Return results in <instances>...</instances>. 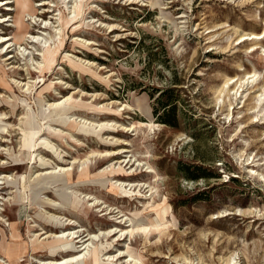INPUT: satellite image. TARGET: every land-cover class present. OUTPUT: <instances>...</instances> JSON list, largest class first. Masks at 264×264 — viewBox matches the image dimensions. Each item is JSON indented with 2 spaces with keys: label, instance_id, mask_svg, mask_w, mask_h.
Masks as SVG:
<instances>
[{
  "label": "rangeland",
  "instance_id": "1",
  "mask_svg": "<svg viewBox=\"0 0 264 264\" xmlns=\"http://www.w3.org/2000/svg\"><path fill=\"white\" fill-rule=\"evenodd\" d=\"M29 1L0 0V238L75 246L20 264L90 242L98 264H264V113L220 93L264 84V40L239 43L264 31V0Z\"/></svg>",
  "mask_w": 264,
  "mask_h": 264
},
{
  "label": "bare ground",
  "instance_id": "2",
  "mask_svg": "<svg viewBox=\"0 0 264 264\" xmlns=\"http://www.w3.org/2000/svg\"><path fill=\"white\" fill-rule=\"evenodd\" d=\"M7 2H9L10 0H6ZM21 1L20 4L22 6L21 9H23L24 7H28L30 6V1L29 0H19ZM66 4V3H65ZM82 4V3H80ZM156 4H159L158 1L156 2ZM24 6V7H23ZM165 9V8H163ZM167 9V8H166ZM76 12L75 6L73 7V13ZM77 15V14H75ZM181 17H184V15H182ZM264 27V26H263ZM15 38V37H14ZM1 39V37H0ZM36 39L38 41H41L40 43H43L44 45L47 44V39L45 37H43L40 40V36L36 37ZM11 40V39H10ZM262 40H264V31L261 33H250V34H246L243 35L239 38V43H245L246 41H254L253 43V51H257V49L259 48V44L262 42ZM15 41V39H14ZM11 45L9 44L8 47H10ZM49 53L51 54V56L47 58L48 61L53 62L54 61V55H52L51 52H53V50H49ZM3 51V49L1 50ZM26 51V49H25ZM263 54L264 55V48H263ZM260 52V51H259ZM34 60L32 57L30 58V61ZM238 66V65H237ZM246 74V73H245ZM260 74L259 73H254V74H246L245 77L243 78H236L231 77V78H226L227 80L225 81V83H223L224 85L222 86V88L220 89V93L223 94L225 93L226 96H230L231 94L234 95V98L237 99L238 97L243 96L244 91H250L249 96L246 95V101H249L253 98L256 99L254 105L251 107V109H254V112L256 113L255 117H258L259 114L264 113V84L261 85V81H260ZM17 82V81H16ZM263 82V81H262ZM18 83V82H17ZM19 85L22 86V84L19 82ZM18 85V86H19ZM26 84H23V86H25ZM20 86V87H21ZM50 86V85H49ZM258 86H262L260 89V92H258L256 94L255 97L252 96V93L256 92V89ZM246 87V88H245ZM47 88V87H46ZM237 88V90L235 91V89ZM29 89V87L27 88ZM255 90V91H254ZM248 93V92H247ZM219 98V97H218ZM137 100V99H136ZM76 101V100H75ZM79 101V100H77ZM238 102V101H237ZM236 102V103H237ZM142 103V102H141ZM85 104V103H84ZM143 104V103H142ZM246 105V104H245ZM245 105H241L242 108ZM80 106V105H79ZM109 107V106H108ZM143 107V106H142ZM238 108V107H237ZM149 109V108H148ZM141 111V110H140ZM144 111V110H143ZM244 113V112H243ZM249 113V112H248ZM232 114V113H231ZM230 115V114H229ZM264 115V114H263ZM243 117V116H242ZM248 118V117H247ZM252 123V122H251ZM256 123V122H255ZM91 122H88L86 119L85 120H81L78 122H73L72 126L76 127V125H82V126H86V125H90ZM93 125V124H92ZM100 124H98L97 126H99ZM107 125V124H106ZM243 125V124H242ZM253 125V124H252ZM26 126L30 127V128H34L37 127L38 124L35 123L34 118H29L26 122ZM102 125H100L101 127ZM152 126V125H151ZM245 126V125H244ZM154 129V128H153ZM246 129V128H245ZM258 139V138H257ZM260 140V139H259ZM116 154V153H114ZM246 155V153L244 154ZM98 156H102L104 157H109L110 155L108 153L102 154V153H97L95 154V158ZM90 159H88L87 162H83L82 163V170L79 173L80 177L82 178L83 176L88 175V171L91 169L92 165L89 162ZM254 162V160L252 161V163ZM256 164H254L255 166ZM114 165H112V167L106 168L104 170V174L108 175V174H113L115 172H119L122 171V168L119 169H115L113 168ZM70 168L67 169H63V171H66L69 178H71L72 176V172L69 171ZM251 171L253 172V174L261 177V173H258V171H254V169H251ZM149 172H152V170H149ZM256 176V177H257ZM106 177V176H105ZM254 177V176H253ZM264 178V176H262ZM107 182V181H106ZM118 182V181H116ZM121 182V181H120ZM113 187H115L116 189H118L117 191H119L120 194H122V197H127L129 194H131L132 190H128L126 189V185H124L123 182L121 183H116V185H114ZM134 192V191H133ZM76 202L80 203L81 200H79V198L76 197ZM12 205V204H11ZM160 212V211H159ZM167 212V210H166ZM164 215V214H163ZM161 217V216H160ZM163 219V217H162ZM161 220V219H160ZM131 222L134 224L133 229L130 231V234H132L135 230H139L142 229L144 231L148 230V227H138L137 221H135L134 219H131ZM161 222V221H160ZM163 224V223H162ZM162 226V225H161ZM12 239L7 240L6 236H2V238H0V257L5 259L7 258V260H9V264H20V262H23L20 260V258L23 257L24 254H26L27 252H29V249L32 250L33 253L41 250V249H47L48 252V257L50 258H54L55 256H57L61 251H64L67 248H71L75 246L74 242H69L68 238L71 234H69L68 236H65V234H61V235H53L51 236V240L49 238H44V239H40L41 235L40 234H34L32 239H31V244H29L28 242H15V238L18 235L16 228L17 226L12 225ZM152 227V226H151ZM166 227V226H165ZM161 230V229H160ZM159 230V231H160ZM75 232L72 233V235H74ZM8 236V235H7ZM74 239H81L80 241H78V243L82 242V246H85L84 243L85 241L81 238V235L75 236L72 238V241ZM102 245V244H101ZM103 246V245H102ZM81 250H85V252L83 253H72L70 256H68L69 258H65L64 256H62V258L60 260H45L42 261L40 259H37L39 261V264H86L84 261V258H88V262L89 264H98L99 261H101L102 259L100 258V254L102 251L101 246L97 247L96 245H94L93 242L88 243L83 249ZM31 256L33 257V259H36L35 256L33 254H31ZM24 260V259H22ZM30 260V259H29ZM230 263V262H229ZM104 264H110V263H104Z\"/></svg>",
  "mask_w": 264,
  "mask_h": 264
},
{
  "label": "trees",
  "instance_id": "3",
  "mask_svg": "<svg viewBox=\"0 0 264 264\" xmlns=\"http://www.w3.org/2000/svg\"><path fill=\"white\" fill-rule=\"evenodd\" d=\"M172 103L167 104L166 106H170Z\"/></svg>",
  "mask_w": 264,
  "mask_h": 264
}]
</instances>
